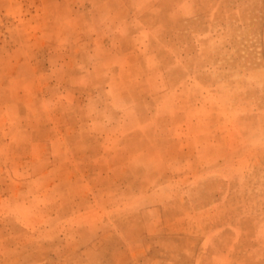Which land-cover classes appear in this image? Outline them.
Listing matches in <instances>:
<instances>
[{"label": "rangeland", "instance_id": "rangeland-1", "mask_svg": "<svg viewBox=\"0 0 264 264\" xmlns=\"http://www.w3.org/2000/svg\"><path fill=\"white\" fill-rule=\"evenodd\" d=\"M0 264H264V0H0Z\"/></svg>", "mask_w": 264, "mask_h": 264}]
</instances>
